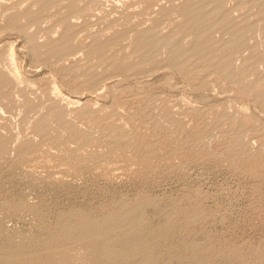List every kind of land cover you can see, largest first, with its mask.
I'll return each mask as SVG.
<instances>
[{"label":"rangeland","instance_id":"374dc122","mask_svg":"<svg viewBox=\"0 0 264 264\" xmlns=\"http://www.w3.org/2000/svg\"><path fill=\"white\" fill-rule=\"evenodd\" d=\"M0 264H264V0H0Z\"/></svg>","mask_w":264,"mask_h":264},{"label":"bare ground","instance_id":"6f19581e","mask_svg":"<svg viewBox=\"0 0 264 264\" xmlns=\"http://www.w3.org/2000/svg\"><path fill=\"white\" fill-rule=\"evenodd\" d=\"M104 248H105V247H104ZM107 249H108V248H107ZM105 250H106V249H105ZM109 252H110V251H109ZM109 252H108V250H107V252H105V253H106V255H107V253H109ZM110 255H111V254H110ZM104 257H105V256H104Z\"/></svg>","mask_w":264,"mask_h":264}]
</instances>
